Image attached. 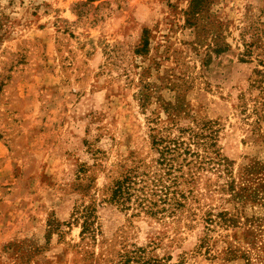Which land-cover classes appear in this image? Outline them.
Instances as JSON below:
<instances>
[{"label": "rangeland", "instance_id": "rangeland-1", "mask_svg": "<svg viewBox=\"0 0 264 264\" xmlns=\"http://www.w3.org/2000/svg\"><path fill=\"white\" fill-rule=\"evenodd\" d=\"M228 246L264 264V0H0V264Z\"/></svg>", "mask_w": 264, "mask_h": 264}, {"label": "trees", "instance_id": "trees-1", "mask_svg": "<svg viewBox=\"0 0 264 264\" xmlns=\"http://www.w3.org/2000/svg\"><path fill=\"white\" fill-rule=\"evenodd\" d=\"M171 142V141H170ZM170 142H166L165 145L162 146V148H157L158 152L160 153L162 160H166V153L172 151L174 152L175 150H178L179 148L177 147V144H175L176 142L175 141H172L171 143H173L172 145H170L171 143ZM157 144V143H156ZM134 173V172H132ZM131 173V171H129V174L128 176H125L123 179L119 180V179H115L109 189H110V196H109V200H111L112 202H118V199L120 197L123 198V195L128 194V191H130V189H132V186L133 184L135 183L133 178L135 177V175H133ZM221 214H224L223 212H221ZM227 214V213H225ZM219 215V214H218ZM209 219V218H208ZM224 219V218H222ZM234 221L233 218H227V219H224V221ZM211 221V220H209ZM86 221L84 220V223ZM83 229H88L86 227H84ZM244 241L246 244H250L253 246V239H254V236H251V238H247L244 236ZM255 251V250H254ZM133 253V251H132ZM253 253L252 249H249V250H243L241 249L240 250V246L239 248L238 247H235L234 249H231V247H227L225 249V254H226V258L227 259H232V258H235L237 255H239L240 258L244 259L246 264H251V254ZM254 255H256L257 257V260L260 262V263H263L261 262L260 260V257L258 256L257 252L254 253ZM125 259L122 261L121 264H127L130 260H131V257L129 256L128 253H126L125 255ZM134 259V258H133Z\"/></svg>", "mask_w": 264, "mask_h": 264}]
</instances>
